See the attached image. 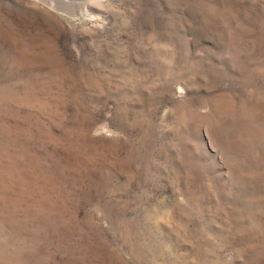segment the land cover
Returning a JSON list of instances; mask_svg holds the SVG:
<instances>
[{
    "label": "rangeland",
    "instance_id": "1",
    "mask_svg": "<svg viewBox=\"0 0 264 264\" xmlns=\"http://www.w3.org/2000/svg\"><path fill=\"white\" fill-rule=\"evenodd\" d=\"M0 264H264V0H0Z\"/></svg>",
    "mask_w": 264,
    "mask_h": 264
}]
</instances>
